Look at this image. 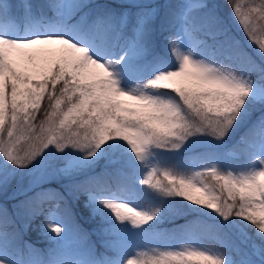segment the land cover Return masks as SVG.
<instances>
[{"label": "snow or ice", "instance_id": "obj_1", "mask_svg": "<svg viewBox=\"0 0 264 264\" xmlns=\"http://www.w3.org/2000/svg\"><path fill=\"white\" fill-rule=\"evenodd\" d=\"M224 7L0 0V264H264V0Z\"/></svg>", "mask_w": 264, "mask_h": 264}, {"label": "trees", "instance_id": "obj_2", "mask_svg": "<svg viewBox=\"0 0 264 264\" xmlns=\"http://www.w3.org/2000/svg\"><path fill=\"white\" fill-rule=\"evenodd\" d=\"M37 2H41V0H37ZM211 2L217 6L218 10L223 14L226 18V22H228L226 15L224 14L225 11H230L229 9L224 7L225 0H211ZM222 4V6H221ZM229 23V22H228ZM230 24V23H229ZM185 155V154H184ZM187 155V154H186ZM103 167V161H101L100 165L95 169V172H100ZM191 171V169H188ZM70 182V181H69ZM69 182L65 181L63 178L61 181H49L44 185V187H53L57 190H61L63 185L68 184ZM23 197H20L18 199H22ZM68 200V207L71 209V212L75 215L77 223L81 225V227H84L87 230H91L93 221L90 219V212L88 209L84 207V201L85 198L81 197L79 200L73 199L71 196H66ZM13 201L8 200V206L11 209ZM47 207V206H46ZM202 211H207L204 209H201ZM177 214L176 219L174 220H167L164 222L161 227H176L180 224H183L187 219L195 218L196 213L195 212H189L187 208L180 209L179 206H177ZM40 218H43V216H37L32 222L31 225L34 223H37ZM33 228H29L28 232L25 234V240L28 243L35 244L36 247L39 248H47L49 246V242L45 239V237L41 234V231L36 230L35 232H32Z\"/></svg>", "mask_w": 264, "mask_h": 264}, {"label": "rangeland", "instance_id": "obj_3", "mask_svg": "<svg viewBox=\"0 0 264 264\" xmlns=\"http://www.w3.org/2000/svg\"><path fill=\"white\" fill-rule=\"evenodd\" d=\"M221 6H222V4H221ZM224 14H225L226 17H227L228 22H229L230 24H232L230 11H225ZM233 27H234V25H233ZM238 138H239V134L235 137V139H238ZM186 154H187V153H185V155H186ZM36 175H40L39 170L37 171ZM28 179H29V177H25V178H24L23 183H24L25 185L27 184ZM61 179H62V178H53V179H51L50 181H61ZM63 179H64L65 181L69 182V180H68L67 178H63ZM43 220H44V218H40V220H39L37 223H34V224H32V225L30 226V229L33 228V229H32V232H35L36 230L41 231V230H40V226H41Z\"/></svg>", "mask_w": 264, "mask_h": 264}]
</instances>
